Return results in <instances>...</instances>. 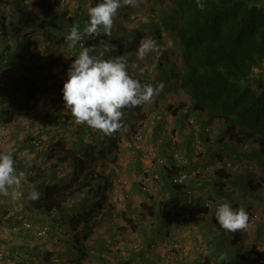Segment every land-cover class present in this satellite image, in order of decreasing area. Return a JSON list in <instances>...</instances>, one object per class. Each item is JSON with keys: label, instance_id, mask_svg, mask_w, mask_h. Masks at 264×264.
Listing matches in <instances>:
<instances>
[{"label": "crops", "instance_id": "obj_1", "mask_svg": "<svg viewBox=\"0 0 264 264\" xmlns=\"http://www.w3.org/2000/svg\"><path fill=\"white\" fill-rule=\"evenodd\" d=\"M99 2V0H72L45 14L40 5L37 4V0H29V3L26 0H0V54L5 55V50L8 49L6 54L12 53V55H15L19 48L28 47L29 43H32L31 46L34 47V51L31 53H34L35 56L34 63L35 65L40 64L39 70H33L35 73H32L31 76L34 84H28L29 86L25 85L18 89L23 90L21 93L24 98L15 100L17 89L10 88V95L6 93V100L2 104L9 108H19V110L21 107V119H26L27 126L32 123L31 119H33L30 118V115L24 116V113L30 112L29 108L32 106L29 104V100L32 99L43 110L47 106L51 113L46 111L50 117L49 124L45 125L49 126L50 131L41 132L38 137L44 140L48 138L47 141L61 139L65 143V150L75 152L79 156L87 144L83 141L86 134L85 130H89L92 139L100 145V148L107 146L110 143L109 141L114 138L113 134L104 135L86 124H77L71 112L65 109L62 89L68 79V69L82 47L95 45L94 42L97 36H90L92 38L91 42L87 41L85 36L73 47L71 42L66 40L70 28L67 26L66 20L62 18L64 16H73L76 17V20L78 18V24L82 31L85 23L89 20L88 7H94ZM138 6L139 8L143 7L142 0H139ZM23 7H26L25 10L31 17H48L56 21L57 25L45 28L31 24L28 20L29 17H24L20 12ZM169 8L170 6L167 8L156 7L154 4L153 10H148V12L153 13L149 23L144 22L147 15L139 17L138 14L130 13L131 16L134 15V18H136L133 22H140L137 27L144 29H141L143 38L154 40L160 46V52H163V47L170 48L172 46L170 38L173 42L176 39L171 34L173 13L168 10ZM120 9L122 10V7ZM121 14L122 12L118 10L114 18L111 36H105L102 30L101 35L111 41L127 44L132 42V28L135 25L130 24L132 23L129 21L132 18L130 15L128 19L122 20ZM156 29L161 30L160 33L156 32ZM99 50L101 51V49ZM167 51L171 53L169 49ZM154 52L156 51L147 53L143 60H138L137 54H130L128 57L123 56L128 63L129 74L139 80L142 85L151 84L155 87L161 82L165 84L159 95L155 96L151 102L146 103L144 107L145 115L148 116L149 121L146 135L147 144L151 149H155L159 154L165 156L168 161H171L173 145L177 142L179 152L190 157L189 169L210 164L211 161L214 169L211 171L206 170L202 178L191 179L182 188H179L169 180V175L172 172L171 168L160 166L145 153L133 152L125 148V151L119 153V158L115 163H106L101 168L109 182L105 193L108 205L101 211L98 220L95 219L96 223H94V229L90 237L81 240L85 243L88 252L87 258L82 261L78 260L77 255L79 253L77 249H72L75 245L73 244L74 234H71V232L67 231V234L62 237V239H65L62 243L61 240L47 243L46 240L36 238L38 239L37 242H41V246H36V244L35 249H32L34 245H31L30 233L23 231L25 235L18 237L17 233L11 231V228L16 227L15 222L13 221L12 224V221H7L0 224V250L8 253V259L4 264H28L29 260L33 261L34 264H45L46 259H49L52 255L59 256V264H87L84 260L89 259L92 261L94 254H96V264H123L127 261H130L131 264H151L156 259V254L149 249L150 244L155 241L161 244L159 247H164L174 239L180 243L183 250V264H260L258 262L259 254H264V224L259 222L256 226H249L245 231L232 233L220 228L214 217L217 207L225 202H229L234 208H244L247 205L249 215L254 210H264V150L255 141H245L242 144L233 142L228 138L229 129L224 126L221 119L212 117V115L209 117L206 113L193 110L187 94L182 91L177 79L172 76L170 67L166 65L167 63L161 66L146 63L145 60L150 59ZM116 53V50L115 52L104 53L103 58L108 59L111 56L120 55ZM90 54L97 55L96 52ZM166 59L168 58L166 57ZM7 63L5 60L0 64V75L1 73H7L10 80L13 79L16 72L14 70L16 64ZM133 65L137 66L133 67ZM158 67L162 69L158 70ZM255 71L257 72V70ZM259 72L261 74L257 73L264 79V71L259 70ZM50 76L55 79L50 88L42 91L41 88L35 86L37 81L45 80ZM35 88H37V92H35ZM5 90L8 91V88ZM25 92L29 93L26 94ZM180 94L182 98L174 100ZM7 98L10 100H7ZM25 101L29 107L24 105V103L26 104ZM22 103L23 105H21ZM123 112L124 116L121 122L124 127L119 132L125 133L127 130H131L139 115L125 110ZM190 115L195 116L197 128L195 134L194 126L189 121ZM4 117V115L0 116V152H12L14 150L12 154L17 170L29 169L34 162L45 161L51 163L53 161L46 150L37 157L35 151L32 153L28 150L29 148L27 149L29 143L27 144L25 140L29 136L22 135L23 129L19 128H23L24 125L17 124V120L20 118L15 117L13 121L7 120V122H4L6 121ZM5 123H7L6 127L4 126ZM215 123L219 126V130L215 135H212L210 132L211 124L214 125ZM10 124L18 125L16 127L18 132L8 135L10 139L11 135L15 136L13 139L15 145L14 148H4L1 135H6L5 130L10 132ZM75 130L80 133H75ZM43 135L46 137H42ZM216 137H218L220 143L219 147H215L217 144ZM197 138H201L203 141L202 149L201 146H197ZM205 145L208 150L204 152ZM233 158L236 162L247 164L248 167L243 171L226 170L224 162H217L222 159L234 162ZM217 166L223 169H217ZM54 169L56 170L53 171L50 164V167L44 170L47 180L43 178L38 182L27 180L23 183L24 181H22V186L19 189L21 195L17 199L0 195V212L13 209L12 219H19L18 214L14 212V206L17 205L22 210L25 205H31L29 193L33 190V187L39 192L40 196L47 183L67 182L77 173L75 162L69 160L60 163ZM153 173H159L161 177L154 180ZM50 177H52V180ZM142 177L148 179L149 186L147 189H143L140 184ZM24 185L26 189L23 188ZM119 189H121L120 193H115V190ZM124 190L130 193L128 200L126 198L129 196L124 195ZM112 191V195L116 197L115 199L118 201V198H122L124 203L115 206L112 203L111 195H109ZM228 192L231 196H226ZM227 198L229 201L226 200ZM219 199L220 202H218ZM190 201L197 202L199 210L188 223L179 225L175 221V213L179 208L187 209L191 207ZM147 204L151 207H147ZM142 206L149 209L151 213L148 217L149 221L143 219L139 214V210L143 209ZM121 216L134 218V224L136 225L134 230L131 229L130 223L125 221L122 223L125 224V227H128L126 230L129 232L128 234L119 227L121 223L116 221ZM24 221L22 220L19 223L22 224ZM54 226L55 224L52 225L53 228ZM9 228L11 230L7 234L1 232L3 229ZM27 237L30 239H27ZM68 241L70 242L67 244ZM16 251L21 255V257L18 255L20 259L13 256ZM168 264L179 263L171 258Z\"/></svg>", "mask_w": 264, "mask_h": 264}, {"label": "trees", "instance_id": "obj_2", "mask_svg": "<svg viewBox=\"0 0 264 264\" xmlns=\"http://www.w3.org/2000/svg\"><path fill=\"white\" fill-rule=\"evenodd\" d=\"M154 3L156 6L167 4L170 6L168 10L173 13L171 34L176 38L175 47L182 57V69L178 70L177 65L172 66V76L181 84L193 110L223 119L229 129L228 138L233 142L240 144L245 141H255L264 150V79L261 77L256 87L248 82L256 72L255 70L264 71V0H200V3L204 5L203 10L197 7V0H154ZM37 4L40 5L45 14L55 9L53 0H37ZM23 8L20 9V12L24 17H29L28 20L31 24L45 28L57 25L56 21L48 17H31L25 10L26 7ZM119 11L122 12V20L129 18L130 6H122V10L119 9ZM151 16L153 13L148 12L144 22H151ZM130 17L134 18V15H130ZM62 19L66 20L70 29L74 23H79L78 18L76 20V17L73 16H64ZM133 20L135 19H129L132 25L136 24V21L133 22ZM125 30L127 31V29ZM160 31L156 29V32L160 33ZM132 33V42L127 44L111 41L104 35L97 36L94 44L99 45L101 40H106L116 46V54L137 52L144 37L143 31L138 27H133ZM85 36L87 41H92L90 36ZM116 36L118 37V35ZM31 44L29 43L30 47ZM85 47H89V45ZM23 48H19L15 55L6 54L8 49L5 50V55L0 54V57L4 55L0 59V64L6 60L7 64L13 63L14 65L15 63V68L23 69L20 75H13L19 87L34 84V81L24 74L28 68L32 69L33 66V70L40 68V64L35 66L34 53H31L27 58L29 61L32 60L31 65H29V61L24 62L26 59ZM167 49L170 50L169 47H163L161 56L165 59L166 57L169 58L171 64L176 63L177 55H170ZM99 52L98 48L96 54L99 55ZM155 54L160 57L158 53ZM158 65L160 66V63ZM33 70L31 71L34 74L35 71ZM5 87L0 89V116L4 115L6 121H13L14 116L20 112L19 108H9L2 104L6 98L4 97L5 92L2 91L1 93V90ZM28 93L26 92V94ZM144 106L145 104L123 110L136 113L139 117L144 118ZM21 109L20 107V111ZM75 133L80 132L75 130ZM85 133L83 141L87 144L82 149L80 156L75 152L66 151L65 143L61 139L51 140L52 146L50 148L48 147L49 141L38 137V135L37 137L29 136L25 140L27 144L29 143L27 149L29 148L28 150L32 153L35 151L37 157L43 154L45 150L48 152L49 157L53 158V161L49 163L53 171L60 163L69 160L75 162L77 173L67 182L47 183L48 185H45L38 200L31 201V205L22 207L24 215L26 213V220L31 221L30 219H33L32 223L39 220L37 223H33L34 227L55 224L54 227L57 228L62 223L73 229L75 247L72 249H77L79 253L77 257L80 261L88 256L85 243L81 240L90 237L94 223H96L95 219L108 205L105 193L109 182L101 168L106 163H115L118 160V145H120L118 140L111 139L107 146L100 148V145L92 139L89 130H85ZM34 168L36 174L29 176L30 182H38V180L45 178L44 170L47 168L36 165ZM176 186L182 188L184 185ZM126 219L131 227L136 228L134 218L127 217ZM22 220L24 219H15L14 225ZM214 220H216L215 217ZM215 222L218 224L217 221ZM2 223L3 221H0V224ZM11 223L13 224V221ZM83 225L85 228H82ZM24 232L28 233L27 231ZM24 232L22 231L20 237L25 235ZM66 234L65 230H61L59 233L61 243L65 241L62 237ZM29 237L27 239L31 240V245H34L32 249H35L36 244V246H41V242H37L38 239L33 236ZM1 252H4L8 257L6 251L1 250ZM36 257L38 258V255ZM46 257L48 258V256ZM6 259L0 260V264H4ZM27 263L34 264L30 260ZM123 264L131 263L127 261Z\"/></svg>", "mask_w": 264, "mask_h": 264}, {"label": "clouds", "instance_id": "obj_3", "mask_svg": "<svg viewBox=\"0 0 264 264\" xmlns=\"http://www.w3.org/2000/svg\"><path fill=\"white\" fill-rule=\"evenodd\" d=\"M138 3L139 0H100V2L97 3L94 7H88L87 15L89 17V20L85 23L83 30L81 31L80 25L78 23H74L71 26L69 34L66 36V40L70 41L72 46L75 47L77 43L80 42L85 35L100 36L101 30L103 31V34L105 36L110 37L112 33L114 18L117 15L118 10L122 6L138 7ZM197 7L200 8L201 10H203L204 8V5L200 3V0H197ZM98 48L101 49L99 55L90 54L96 52ZM115 50H116V46L114 44H110L106 40H101L99 45L82 47V50L79 52L77 56H75L76 57L75 60L68 69V73H67L68 79L64 83L62 89L63 100L65 102V109L71 112L72 117L75 118V122L77 124H86L88 127L102 132L104 135H112L117 131H119L122 127H124V125L121 122L124 116L123 109L135 108L137 106H141L143 104L151 102L153 98L159 95V93L165 87V84L163 82H161L159 85L155 87L151 84L142 85L139 80L133 78V76L129 74L128 63L122 54H120L121 56H111L108 59L103 58L104 53L115 52ZM152 51H156L154 52V54H152V56H154L155 59L158 58L159 61L165 59L161 56L162 52H160L161 51L160 46L157 45L154 40L150 38H143L138 46L137 59L143 60L145 55ZM155 53H158L161 58L156 56ZM130 54H136V53H130ZM171 54L172 52L170 53V55ZM168 59H165L167 61L165 63H167L168 65H172L170 59L169 60ZM136 66L137 65H133V67ZM3 75H7V73L2 74V76ZM7 78H5L6 82H7ZM48 78L54 79V77L52 76ZM45 80L38 82V84ZM6 82L4 83L3 87H5ZM177 82L179 83L178 80ZM38 88L40 87L38 86ZM199 113H205V112H199ZM206 114L209 117H211L208 113ZM147 118H148L147 115H145L144 118L139 117L136 123L134 124L131 136L127 138L119 137L118 139L119 144L123 146L122 142L132 137L135 130L137 129V124L140 121V119H145L147 122V127L145 130V136H146L147 128L149 125V121ZM190 119L193 120V123L191 122L190 123L191 125L194 126V134H195L197 131L195 124L196 122L195 116L190 115L189 121ZM197 139L203 142L201 138H197ZM145 142H146L145 144L146 149L157 152L155 149L153 148L151 149V147H149L146 140ZM176 143L177 142H175V144L173 145V151L175 149L179 151V149H177ZM48 144H49L48 147L50 148L52 146L50 141ZM200 145L202 149V143ZM123 147L130 149L126 146ZM132 151L137 152L134 150ZM217 162H224V164L227 163L238 164L242 168L238 171H243L245 168L248 167L247 164H244L242 162H231L230 160L222 159ZM42 163H45L46 165L43 168H49L48 167L50 166L49 162L42 161ZM35 164L36 166H39L40 162H36ZM208 165H211L212 167L214 166L212 161L210 162V164L207 165L204 164L203 166L205 167ZM174 169L171 170L173 171ZM217 169H223V168L217 166ZM229 169L232 168L226 167V170ZM24 177H25V173L23 171L17 172L12 152L11 151L0 152V195L10 196L12 199H17L21 195L19 189L22 186V180L24 179ZM29 198L33 201L38 200L40 198L39 192L35 189V187H33V190L29 193ZM6 211L8 212L9 210L6 209ZM10 219L8 221H10ZM215 219L222 229H224L227 232L235 233L237 231L247 230V228L249 227L250 217H249V213L245 210V208L243 207L234 208L230 203L225 202L217 207L215 212ZM22 224H18L15 226L17 227ZM60 224L62 225V223ZM49 226L52 227V225ZM64 227L66 232L71 230V228H69L68 226L66 227L64 225ZM21 232L22 231H20V233ZM16 233L19 234V231ZM28 233L30 232L28 231ZM30 236L32 235L30 234ZM59 238L60 236L55 240L59 241ZM45 242L54 243L53 241L50 242L45 241ZM16 252L13 254V256L19 258L18 255L20 254L18 251ZM53 257H57L58 259L57 264H59L60 258L57 255H52L48 259L47 264ZM6 258L8 259V257Z\"/></svg>", "mask_w": 264, "mask_h": 264}, {"label": "built area", "instance_id": "obj_4", "mask_svg": "<svg viewBox=\"0 0 264 264\" xmlns=\"http://www.w3.org/2000/svg\"><path fill=\"white\" fill-rule=\"evenodd\" d=\"M72 0H53V3L55 7L62 5L64 3H67ZM26 2H29V0H26ZM54 79L53 78H48L45 81L41 82L38 84L40 88H45L47 86H50L53 84ZM4 86V83H0V87L2 88ZM190 122L193 123V120L190 119ZM147 127V122L145 119H140V121L137 124V129L135 130L134 134L130 139L122 140L123 146H126L134 151H139V152H146L157 164L160 166H163L164 168H171L174 169L170 175H169V180L173 185H185L189 180L195 179V178H201L204 176V172L206 170H212L213 167L211 165H208L207 167L205 166H195L194 168L189 169V165L191 164V160L189 156H184L182 155L178 150H174L173 154L171 155L170 159L171 161H168L165 156H162L158 152L151 151L149 149H146L145 147V130ZM201 140L197 141V146H201ZM228 168H232L234 170H240L242 169L240 165L238 164H233V163H227L224 164ZM39 166L45 167V163L40 162ZM23 171V170H20ZM19 171V172H20ZM26 173V171H23ZM30 175L36 174V171H30ZM28 175V176H30ZM25 175V179L27 177ZM154 180H158L161 175L159 173H153L152 175ZM140 184L143 189H147L149 186L148 179L146 177H142ZM119 200H122V198H118ZM189 204H192L191 207L189 208H179V210L176 211L175 213V221L179 225H185L188 223L189 220L193 219L199 210L198 208V203L195 201H190ZM12 210H9L8 212H0V221L7 222L10 217ZM249 226H256L259 222H262L264 224V210H254L251 212L249 215ZM12 229V230H11ZM9 229H3L1 232L3 234H7L10 230L14 233L18 231H29L30 234L34 237L44 239L46 241H54L55 239L58 238L59 233H61V230L64 231L65 227L64 225H58L57 228H52L49 225H41L39 227H34L33 224L29 221L23 222L22 225L13 227ZM1 238V235H0ZM161 244L158 242L153 241L150 244L149 249L156 254V259L151 263V264H168L169 259L173 258L176 262L179 264H183V250L181 248V245L179 242L176 241V239L170 241L167 245L164 247H159ZM137 247V246H136ZM17 254V252H16ZM6 254L4 252H1L0 250V260L5 259ZM58 259L57 257H53L48 264H57ZM258 262L260 264H264V254L260 253L258 257Z\"/></svg>", "mask_w": 264, "mask_h": 264}, {"label": "rangeland", "instance_id": "obj_5", "mask_svg": "<svg viewBox=\"0 0 264 264\" xmlns=\"http://www.w3.org/2000/svg\"><path fill=\"white\" fill-rule=\"evenodd\" d=\"M142 2H143V7H140L139 8V6L138 7H134V6H131V9H130V13H133V14H135V15H140L139 17H144V16H146L147 15V13H148V10H153V7H154V0L152 1V0H142ZM160 6H156V7H169V6H167V4H159ZM133 18V17H132ZM133 19H136V18H133ZM155 19H157V18H155ZM138 23H140L139 21L138 22H136V24H134L135 25V27L137 28V25H138ZM113 26H114V24H113ZM140 29H142V28H140ZM142 30H144V29H142ZM169 40V39H168ZM170 42H171V45L173 46H171L170 47V50H171V52H172V55H177L176 56V63L174 62V64H172V65H168V64H166L168 67H170V72H171V74L173 73V71H172V69H171V67L172 66H178V70H181L182 69V65H181V59H182V57H180V54L178 53V51L176 50V47H175V42H173L172 41V38H170ZM173 42V43H172ZM23 48V47H22ZM21 48V49H22ZM24 50H25V53H24V55H25V61L24 62H28L29 60H27V58L29 57V55L31 54V52L32 51H34V47L33 46H29V47H24L23 48ZM133 53H136L137 54V52H133ZM150 53H152V52H150ZM124 57L125 56H129L130 55V53H124V54H122ZM119 56H121V55H119ZM146 61V63H148V64H152L153 63V65H158L159 63H160V65H163L165 62H167L165 59H162V60H160L159 61V59L157 58V59H155L154 58V56L152 57L151 56V58L150 59H148V60H145ZM159 61V62H158ZM156 62H158V63H156ZM180 62V63H179ZM44 63V62H43ZM32 64V60L31 61H29V65H31ZM36 66V65H35ZM164 67H166V66H164ZM33 68H34V66H33ZM33 68L31 69V68H28L25 72H24V74L27 76V77H30L31 78V76H32V71L31 70H33ZM162 68L161 67H158V70H161ZM14 70H16V72H15V74L16 75H20L21 74V71L23 72V69L21 70L20 68H15ZM263 71V70H262ZM14 72V71H13ZM257 72L259 73V74H261L260 72H259V70H257ZM257 72H254V74H253V77L251 78V79H249L248 80V82L250 83V84H252L254 87H256L257 85H258V83H259V77H260V75L257 73ZM12 74H14V73H12ZM8 77V75H3L2 76V73H1V75H0V82H3V83H5L6 82V80H5V78H7ZM261 78V77H260ZM41 80H39V82H40ZM7 86H6V88L5 89H7L8 88V91L7 90H5V89H3L2 91H4L5 92V98H6V93L7 94H9L10 95V93H9V89L10 88H13V89H17V91L15 92V95H16V98H15V100H18V98H24V95L21 93V92H23V90H18L20 87H19V85H18V83H17V81H16V79H8V81H7ZM38 85V81L36 82V86ZM52 86V85H51ZM51 86H47V87H45V88H41L42 89V91H44L45 89H47V88H50ZM37 88H38V86H37ZM37 88H35V92H37ZM41 89H39V90H41ZM2 91H1V93H2ZM13 93V92H12ZM26 93V92H25ZM26 95V94H25ZM9 97V96H8ZM179 98H182V95L180 94V95H178L174 100H177V99H179ZM30 99V98H29ZM7 100H10L9 98H7ZM26 102V101H25ZM28 103L26 102V104L24 103V105H27ZM29 104L30 105H32V106H30V108H29V113H27V114H25L24 113V116H26V115H30V118H33V119H31V121H32V123L30 124H28V126H27V124H26V119H24V120H22L21 119V112H20V110H19V112L20 113H18V114H16L14 117H16V118H20V119H18L17 120V124H19V125H24L23 126V128L22 127H20L19 129H23L22 131L23 132H21L22 133V135H28V136H34V137H37V135L38 134H40L41 132L42 133H46V132H48V131H50V128H49V126L48 125H45V124H49L48 123V120H49V117H50V115H48L47 113L49 112V113H51L50 111H49V108L46 106L45 108H44V110L41 108V107H39V106H37L36 105V103H34L33 101H32V99H30L29 100ZM21 105H23V103L21 104ZM28 106V105H27ZM29 107V106H28ZM145 107V106H144ZM64 110V109H63ZM46 111H48V112H46ZM64 111H66V110H64ZM221 121H223V123H224V126L226 127L227 126V123L223 120V119H221ZM7 122V121H6ZM23 122H25V123H23ZM17 124H15V125H11L10 124V128H9V130H10V132L8 131V130H5L6 131V135L4 136H2L1 135V137H2V139H1V142H2V145L4 146V148H6V147H11V148H14L13 146L15 145V141H13V139H14V137L15 136H12L11 135V139H10V137L8 138V135L9 134H11V133H17L18 131H16V127H18V125ZM7 126V123H5V127ZM211 126H212V129H211V134L212 135H215L217 132H218V130H219V126L215 123L214 125L213 124H211ZM15 127V128H14ZM29 127V128H28ZM133 127H134V125L132 126V128H131V130L130 131H128L127 130V132H125V133H122V132H119V131H117L116 133H114L113 134V138L115 139V140H118L119 139V137L120 138H127V137H129V136H131V134H132V131H133ZM6 129V128H5ZM4 130V129H3ZM42 137H46V136H42ZM46 140V139H45ZM47 140H48V138H47ZM205 140V139H204ZM51 141V140H50ZM216 145H215V147H219L220 146V143H219V140H218V137H216ZM145 144H146V142H145ZM108 145V144H107ZM118 145V144H117ZM119 146V153L122 151H125L126 149L123 147V146H121V145H118ZM41 147V146H40ZM42 148H44V147H42ZM221 149V148H220ZM220 149H218L219 151H221ZM130 150V149H129ZM208 150V147L205 145V150H204V152L205 151H207ZM14 151V150H13ZM12 151V152H13ZM66 151H68V150H66ZM132 151V150H131ZM203 152V153H204ZM146 154V153H145ZM233 161L234 162H236L235 160H234V158H233ZM36 164H34L33 166H35ZM33 166H30V168L28 169V170H25V169H21V170H25L26 171V173H25V175L26 176H28V175H30L31 174V172L30 171H35V168L33 167ZM28 178H29V176L27 177V179H23L22 181H24L23 183H25L27 180H28ZM23 188H25L26 189V187H25V185H24V187ZM24 189V191L26 192V190ZM107 189V188H106ZM111 190V189H110ZM120 191H121V189H119V190H115V193H120ZM124 192V195L126 194L127 196H129L130 195V193H129V191H123ZM112 193H113V191L112 192H110L109 193V195H111V197H112V199H113V201H112V203H114V205L115 206H118V205H121L120 203H124V200H118L117 201V199H115L116 197H115V195H112ZM231 196L230 195V193L228 192L227 194H226V196ZM130 198V196L129 197H127L126 198V200H128ZM30 199V198H29ZM226 200H228L229 201V199L227 198ZM30 201H33V200H31L30 199ZM218 202H220V199H219V201ZM227 203H229V202H227ZM147 207H151V206H148V204H147ZM21 207H17V205L15 206V211L14 212H16L17 214H18V216L20 217V219L22 218V219H24V220H26L25 218V215H26V213H25V215H24V213H23V211H24V209L22 208V210L20 209ZM142 208L143 209H140L139 210V214L141 215V217L143 218V219H146L147 221H149V216L151 215V213L149 212V209H147V208H145V206H142ZM244 208H245V210L247 211L248 210V206L247 205H245L244 206ZM127 216L125 217V216H121L120 218H119V220H116V221H118V222H120L121 224L122 223H124V221L126 222V223H129L128 221H127ZM31 221L33 220V219H30ZM10 221H14V219H10ZM37 223V221H33V223ZM34 223V224H35ZM33 224V225H34ZM119 224V227H121L122 229H124V232H127L126 230H127V226L125 227V224ZM148 224H150V223H148ZM38 226V225H37ZM131 227V226H130ZM82 228H85V226L83 225L82 226ZM120 229V228H119ZM131 229L132 230H134L135 228H133V226L131 227ZM131 230V233L133 232ZM68 232H71V234H74L73 233V229H71V230H69ZM129 232H127V234H128ZM21 233H19L17 236L18 237H20L19 235H20ZM130 236V235H129ZM115 237V236H114ZM134 243V242H133ZM162 243H164L163 241H162ZM95 255L96 254H94L93 256H92V261H90L89 259H87V261H85L84 260V262L85 263H87V264H96L97 263V261H96V257H95ZM87 258V257H86ZM60 260V259H59ZM83 263V262H82Z\"/></svg>", "mask_w": 264, "mask_h": 264}]
</instances>
